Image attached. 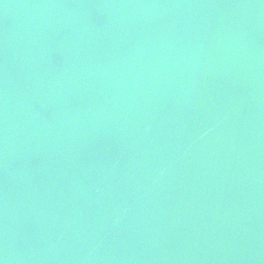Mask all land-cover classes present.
<instances>
[{
    "label": "water",
    "instance_id": "water-1",
    "mask_svg": "<svg viewBox=\"0 0 264 264\" xmlns=\"http://www.w3.org/2000/svg\"><path fill=\"white\" fill-rule=\"evenodd\" d=\"M2 264H264V0H0Z\"/></svg>",
    "mask_w": 264,
    "mask_h": 264
},
{
    "label": "snow or ice",
    "instance_id": "snow-or-ice-1",
    "mask_svg": "<svg viewBox=\"0 0 264 264\" xmlns=\"http://www.w3.org/2000/svg\"><path fill=\"white\" fill-rule=\"evenodd\" d=\"M0 264H2V262H0Z\"/></svg>",
    "mask_w": 264,
    "mask_h": 264
}]
</instances>
